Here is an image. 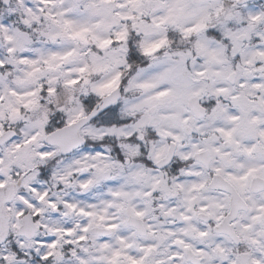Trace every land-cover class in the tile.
I'll return each mask as SVG.
<instances>
[{"label":"snow or ice","instance_id":"1","mask_svg":"<svg viewBox=\"0 0 264 264\" xmlns=\"http://www.w3.org/2000/svg\"><path fill=\"white\" fill-rule=\"evenodd\" d=\"M0 264H264V0H0Z\"/></svg>","mask_w":264,"mask_h":264}]
</instances>
